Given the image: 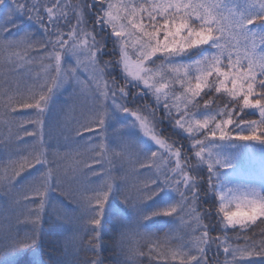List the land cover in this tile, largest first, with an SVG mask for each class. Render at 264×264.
Segmentation results:
<instances>
[{"label": "snow or ice", "instance_id": "obj_1", "mask_svg": "<svg viewBox=\"0 0 264 264\" xmlns=\"http://www.w3.org/2000/svg\"><path fill=\"white\" fill-rule=\"evenodd\" d=\"M0 9V264H42L46 240L62 249L52 264H106L109 251L113 264L264 261V170L258 188L245 167L258 154L264 169V0ZM118 199L126 214L110 211ZM155 217L171 218L163 238ZM46 220L68 230L51 238Z\"/></svg>", "mask_w": 264, "mask_h": 264}, {"label": "trees", "instance_id": "obj_2", "mask_svg": "<svg viewBox=\"0 0 264 264\" xmlns=\"http://www.w3.org/2000/svg\"><path fill=\"white\" fill-rule=\"evenodd\" d=\"M2 15H3V10L0 9V16H2ZM25 27H26V25H21L22 30ZM33 30H34V26H33ZM13 31L15 32V29ZM8 78L11 80L24 81L27 79V73H25L23 71L12 72L9 74ZM67 98H68L67 95H62V96L58 97V101L62 104ZM147 102L151 103V98H148ZM31 112H32V110H30V109L18 108L17 113L15 115H16V117H20V116L24 115L23 118L26 119L27 118L26 115H29ZM196 118H200V117H196ZM250 118L255 119L257 117L252 116ZM18 120H21V119H18ZM25 127H27L29 130H31L32 125H30V124L25 125ZM161 127L164 129V138H166L169 143H171L172 141H176V146L181 148L182 155L184 153H187L188 156L190 158H192L193 162H195L194 150L190 147L191 142L188 138L189 134L169 126L167 120H165L164 124ZM25 139L30 140L31 138H25ZM154 150H157L156 146H154ZM0 151H2V150H0ZM23 175L27 176L28 172H25ZM161 195H162V193H161ZM159 198L160 197H157V199H159ZM218 203H219V201L217 200L216 206H218ZM146 207L148 209H151L153 207V201H148L146 204ZM205 207H211V205H205ZM110 211L114 214L115 213H122V212L126 214L127 208H126V205L123 204L122 200L118 199L112 203V207H111ZM170 219L171 218H168V217H155L154 221L151 222V223H154V225L152 226L151 229H149V231L154 232L159 237L163 238L164 234L167 233L169 231V228L171 227V225L168 223L170 221ZM205 222H207V221H205ZM68 227L69 226H65L64 228H60V227L54 226L51 224V221H49V220H46L45 225H44L45 233L51 238H55V237L60 236L63 232H66L68 230ZM218 234L219 233H213V235H218ZM231 234H232V232H231V230H229V235H231ZM240 243L242 244L243 241H240ZM145 251H147V249H145ZM105 255L107 257L106 264H113V262L116 259V256L110 251L107 252ZM37 257L42 262V264H52V261L63 258L62 249H60L58 245L50 244L46 240L45 245L41 249L38 250ZM217 259L221 262L223 261L224 256H223L222 251H221V254L217 257ZM32 260H33L32 253H28L21 258L22 264H31ZM142 264H148V258L147 257L142 258ZM165 264H166V262H165ZM248 264H264V261H261L259 258H257L251 262H248Z\"/></svg>", "mask_w": 264, "mask_h": 264}, {"label": "rangeland", "instance_id": "obj_3", "mask_svg": "<svg viewBox=\"0 0 264 264\" xmlns=\"http://www.w3.org/2000/svg\"><path fill=\"white\" fill-rule=\"evenodd\" d=\"M64 95H67V93H65ZM23 116L17 117V119H21V121H22L25 119V118H23ZM26 116H28V115H26ZM245 167L248 171H250L252 173V179H254V181H255V186L259 188L261 186L262 170H264V169H262V165H261V161L259 159V155H257L254 159L246 157L245 158ZM236 183L237 184L247 183V180H238V181H236ZM238 194H242V190ZM161 197H164L163 202L171 203L175 199V194L172 193L168 196H164V193H162ZM161 197L159 199H161ZM163 202L161 203V206H163Z\"/></svg>", "mask_w": 264, "mask_h": 264}]
</instances>
